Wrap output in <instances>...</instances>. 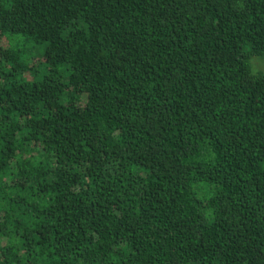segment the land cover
Masks as SVG:
<instances>
[{
    "label": "trees",
    "instance_id": "16d2710c",
    "mask_svg": "<svg viewBox=\"0 0 264 264\" xmlns=\"http://www.w3.org/2000/svg\"><path fill=\"white\" fill-rule=\"evenodd\" d=\"M264 0H0V264H264Z\"/></svg>",
    "mask_w": 264,
    "mask_h": 264
},
{
    "label": "rangeland",
    "instance_id": "374dc122",
    "mask_svg": "<svg viewBox=\"0 0 264 264\" xmlns=\"http://www.w3.org/2000/svg\"><path fill=\"white\" fill-rule=\"evenodd\" d=\"M254 69L256 71H264V62H256V63H254Z\"/></svg>",
    "mask_w": 264,
    "mask_h": 264
}]
</instances>
